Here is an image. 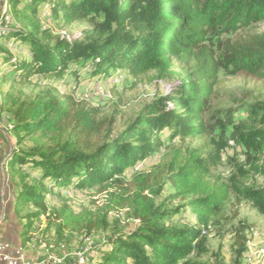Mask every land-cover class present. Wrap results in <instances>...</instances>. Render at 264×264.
<instances>
[{"label": "trees", "instance_id": "1", "mask_svg": "<svg viewBox=\"0 0 264 264\" xmlns=\"http://www.w3.org/2000/svg\"><path fill=\"white\" fill-rule=\"evenodd\" d=\"M4 3L11 23L0 35V71L9 70L16 80L42 87L32 98L15 97L8 90L0 106L2 111L10 105L6 124L10 122L12 149L6 164L15 189L12 209L15 214L22 205L37 209L23 220L22 246L29 243L40 216L62 220L60 228L69 226L62 215L65 210L49 206L50 192L62 195L67 189L98 186L139 222L129 231L109 235L98 255L85 264H223L201 260L208 252L204 227L175 224L180 209L157 206L155 199L170 184L173 198L188 200L186 206L197 212L198 223L205 226L231 192L264 214V187L241 182L250 173L264 176V101L249 107L246 120L221 123L209 157H200L199 148L186 154L178 148L169 162L148 159L158 154L166 138L183 139L207 131L203 113L221 68L264 81V32L247 31L251 24L264 21V0ZM50 15L67 24L89 20L96 34L88 41L57 37L44 23ZM10 42L19 52L10 50ZM179 62L191 63L187 75L115 135L105 118L96 119L97 109L53 86L60 80L78 81L82 72L87 79H107L115 70L135 78L151 72L164 78ZM165 129L169 134L162 139ZM37 133L52 142L21 146L26 137ZM230 140L242 147L244 163L225 186H213L204 175L221 159ZM235 234L234 264H242L248 238L242 231Z\"/></svg>", "mask_w": 264, "mask_h": 264}, {"label": "rangeland", "instance_id": "2", "mask_svg": "<svg viewBox=\"0 0 264 264\" xmlns=\"http://www.w3.org/2000/svg\"><path fill=\"white\" fill-rule=\"evenodd\" d=\"M0 9V23L7 26L11 23V17L6 14L8 3L0 0ZM48 18V24L44 21L45 26L46 28L49 26L51 32L57 37H65L70 41L78 38L88 41L96 34L93 23L89 20H77L67 24L52 20L51 15ZM247 31L264 32V21L251 24ZM236 34L232 36L235 37ZM8 46L11 51L19 52L14 42H10ZM190 65L176 63L164 78H159L154 72L135 78L126 72L115 70L107 79L96 77L87 79L86 73L82 72L78 81L70 79L65 83L60 80L54 82L53 86L61 93H72L76 101L83 103L86 107L97 109L96 119L105 118L106 127L111 126L115 135L133 121L146 105L165 96L172 85L187 75ZM98 88H104L105 91L95 94ZM41 89L42 87L34 82L16 80L9 70L0 71V106L8 90L15 97L32 98ZM263 101L264 81L243 73L233 74L221 68L213 84L210 101L203 113V124L207 131L200 135L185 136L183 139L166 138L162 141L158 154L148 160L155 163L160 160L169 162L178 148L181 149L182 154L199 148L200 157L204 159L209 157L215 147L212 141L219 139L217 136L220 133L221 123L246 120L249 107ZM9 106V104L3 106L2 111L0 109V123H3L1 118L3 114L10 115ZM3 125L7 124L3 123ZM168 134V129L163 130L161 138L165 139ZM12 139L15 140L13 136ZM51 142L50 137L37 133L26 137L21 146L32 147L37 143ZM221 155L218 163L211 165L204 175L205 181L218 187L225 186L245 159L242 147L234 145L232 140ZM142 163L137 168H140ZM6 168L5 165L3 169ZM8 173L11 179L12 172H6L7 177ZM241 182L264 187V176L250 173L247 178L241 179ZM174 193L171 185H166L163 192L156 197V205L163 204L167 209L179 208V214L173 219L177 225H195L201 229L205 228L202 229V233L207 234L208 252L202 255L201 260L210 263L234 264L236 259L235 248H233L234 236L236 231H242L248 238L242 264H264V214L260 213L250 201L241 199L231 192L219 212L215 213L205 226L198 223L197 212L186 206L188 200L180 197L173 198ZM107 195L105 191L100 192L98 186L76 191L67 189L62 195L58 192H50L47 196L49 206L56 207L61 212L65 210L62 215L70 224L60 228L63 221L55 219L56 217L54 219L47 216L36 218L27 248L30 249L29 259L38 263L51 252L63 258L65 264H75L74 254L80 251L83 243H90L87 256L91 259L98 255V250L104 247L109 235L135 228L139 220H134L127 207L120 208L114 201L109 200ZM35 211L37 209L34 206L22 205L15 216L22 225L23 220L28 219L27 215ZM35 238H41L42 243H35ZM20 256H26L25 251ZM89 259H82L79 263L85 264Z\"/></svg>", "mask_w": 264, "mask_h": 264}, {"label": "crops", "instance_id": "3", "mask_svg": "<svg viewBox=\"0 0 264 264\" xmlns=\"http://www.w3.org/2000/svg\"><path fill=\"white\" fill-rule=\"evenodd\" d=\"M3 123L5 122L3 121ZM11 149L12 143L10 138L4 133L3 129L0 128V215H2L3 212L5 214L4 222L2 224L3 237L10 244V251L17 249V253H20V255H23V251H25V255L27 259H29L30 249H27L29 243L26 246H22V225L12 209L15 189L12 187L13 185L12 181H10L11 179L9 173L8 177L5 174L8 172L6 161ZM5 165L7 168L3 169ZM4 202H7V213Z\"/></svg>", "mask_w": 264, "mask_h": 264}, {"label": "built area", "instance_id": "4", "mask_svg": "<svg viewBox=\"0 0 264 264\" xmlns=\"http://www.w3.org/2000/svg\"><path fill=\"white\" fill-rule=\"evenodd\" d=\"M1 10V9H0ZM6 26H1L0 29H4ZM100 91H105L104 88H98L95 94H100ZM0 128L3 129L4 133L6 135H9V132L7 131V125H3V123H0ZM5 203V202H4ZM7 203V202H6ZM6 203L4 206H6ZM4 212L2 215H0V264H65L63 258L58 257V255L54 253L47 254L45 259L41 260L40 262H33L29 259H27L26 256H20L19 253H17V249H14L10 251V244L4 239L3 232H2V224L4 222ZM35 243H42L41 238H35ZM90 243L88 244L83 243L82 246H80V251L75 252L74 259L75 264H78L80 260L82 259H89L87 254L89 252Z\"/></svg>", "mask_w": 264, "mask_h": 264}, {"label": "bare ground", "instance_id": "5", "mask_svg": "<svg viewBox=\"0 0 264 264\" xmlns=\"http://www.w3.org/2000/svg\"><path fill=\"white\" fill-rule=\"evenodd\" d=\"M3 2H4V0H3ZM2 3V2H1ZM1 26H4V25H2V23H0V27ZM5 31V28L4 29H0V35L3 33ZM96 81V80H95ZM2 119H3V121L6 123L9 119H10V115H8V114H3L2 115V117H1Z\"/></svg>", "mask_w": 264, "mask_h": 264}]
</instances>
